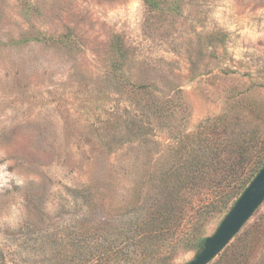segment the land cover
<instances>
[{"label": "rangeland", "instance_id": "374dc122", "mask_svg": "<svg viewBox=\"0 0 264 264\" xmlns=\"http://www.w3.org/2000/svg\"><path fill=\"white\" fill-rule=\"evenodd\" d=\"M156 1L0 0V264H187L229 212L199 210L224 186L193 190L174 232L144 234L214 162L207 118L264 131V0ZM261 221L264 202L239 232Z\"/></svg>", "mask_w": 264, "mask_h": 264}, {"label": "trees", "instance_id": "16d2710c", "mask_svg": "<svg viewBox=\"0 0 264 264\" xmlns=\"http://www.w3.org/2000/svg\"><path fill=\"white\" fill-rule=\"evenodd\" d=\"M146 3L150 8H158L159 2L146 0ZM32 37L41 39L39 35ZM59 40L64 43L67 41L64 37ZM242 103V99L238 100L232 107L241 111L242 109L248 111L252 108L251 106L247 108ZM240 119L243 118L239 114L232 117L223 114L216 119L207 118L205 120L201 125L204 129L202 132L206 146L204 152L214 162H195L189 165V171L195 173L193 178L184 184H175L173 191L167 194L164 200L161 198L162 200L157 203L154 211L146 219L148 231L144 234L161 236L165 235L168 230L174 232L181 225L185 215L188 199L186 195L193 190L201 193L203 188L224 186L225 189L226 187L225 190L218 191L221 193L217 192L213 200L202 204L203 207L199 210L206 209L207 211L208 209L209 211L210 208H218L228 212L233 207L240 195L264 167V131L262 133L254 131L246 137L239 131ZM248 166L249 173H246ZM172 167L176 169L178 165L174 164ZM198 171L200 174L197 176ZM201 214L203 215L202 212ZM262 235H264V221L259 222L252 230L239 232L234 237L236 241L227 245L228 247L212 264H251L255 242L257 243ZM189 238L197 241V252H200L206 236H196L193 233Z\"/></svg>", "mask_w": 264, "mask_h": 264}, {"label": "water", "instance_id": "95a60500", "mask_svg": "<svg viewBox=\"0 0 264 264\" xmlns=\"http://www.w3.org/2000/svg\"><path fill=\"white\" fill-rule=\"evenodd\" d=\"M264 202V167L225 215L216 231L207 236L202 250L187 264H209L229 244Z\"/></svg>", "mask_w": 264, "mask_h": 264}]
</instances>
